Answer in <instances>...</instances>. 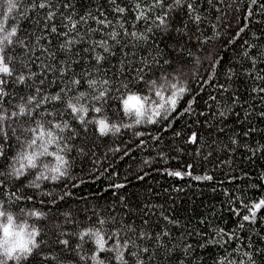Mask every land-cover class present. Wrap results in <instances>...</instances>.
I'll use <instances>...</instances> for the list:
<instances>
[{
    "label": "trees",
    "instance_id": "1",
    "mask_svg": "<svg viewBox=\"0 0 264 264\" xmlns=\"http://www.w3.org/2000/svg\"><path fill=\"white\" fill-rule=\"evenodd\" d=\"M28 2L22 5L24 18L18 11L13 16L19 23L21 38L30 41V47L35 46L30 53L35 65L22 49H10L9 53L16 56L17 75L35 71L37 77L25 85L10 84L5 89L9 95L3 107L9 110L19 97L33 92L40 79L45 80L44 93L55 94L73 77L79 79L86 73L95 76L97 67L92 59L95 53L83 49L89 47L90 40L100 39L99 33H90L67 55L59 52L60 39L55 36L42 38L37 44L36 37L46 34L43 24L36 21L47 10L28 11ZM63 2L58 0V5ZM69 2L77 18L88 12L99 16L104 11L115 22L110 0ZM125 2L130 4L131 0ZM184 3L194 5L200 22H193L186 7L177 8L168 28L149 34L147 41L136 46H113L114 55L106 56L100 67V72L112 81L111 99L101 113L90 112L87 119L107 117L110 123L132 124L135 118L123 114L118 97L125 91L122 83H136L133 77L137 69L144 70L146 79L170 73L187 88L176 110L166 113L167 119L157 118L155 124L121 127L119 133L106 136H101L95 125H89L85 132L70 114L57 117L70 125L62 133L66 139L61 145H68L62 153L69 162L68 175L57 181H40L37 189L29 184L35 175L32 172L0 189L18 188L24 197L32 196V200L25 198L12 205L15 213L19 214L21 208L47 213L40 220L28 219L30 225L41 230L37 241L42 243L21 264H93L79 257L90 256L95 245L85 238L83 251L79 252L75 250L80 243L78 236L63 233L78 232L98 217L109 221L105 229H123L121 235L126 233L134 241L128 251H139L143 264H218L221 256L244 264H264V208L256 212L254 219L243 220L249 215L245 205L264 197V93L253 92V88L264 87V81L257 78L264 76V9L260 7L264 0L255 5L251 0ZM3 11L0 5V14ZM132 19L129 13V30H133ZM88 27L100 26L89 20L81 30ZM143 27L141 21L138 28ZM44 49L58 54L53 59ZM252 57L256 58L255 67ZM41 62L53 68L44 72L36 66ZM23 64L32 66L24 68ZM65 64L69 71L62 77L54 69ZM76 91H88L87 84L76 86ZM47 107L54 110L52 105ZM56 109L64 111L58 103ZM193 133L197 136L194 143L189 141ZM9 137L10 141L0 143L7 156L0 157V171L7 169L17 150L11 131ZM44 162L54 164L55 160L46 157ZM172 171L191 172V176L169 175ZM197 176L212 179L197 180ZM65 214H70L76 224L66 222ZM141 232L145 233L143 237ZM58 239H68L71 248L58 244ZM144 248L148 249L146 253ZM245 252L250 256H244ZM100 256L104 264H116L112 253ZM125 259L135 264V258L127 254Z\"/></svg>",
    "mask_w": 264,
    "mask_h": 264
},
{
    "label": "snow or ice",
    "instance_id": "2",
    "mask_svg": "<svg viewBox=\"0 0 264 264\" xmlns=\"http://www.w3.org/2000/svg\"><path fill=\"white\" fill-rule=\"evenodd\" d=\"M257 2L258 0H251L253 5ZM24 3L25 0H0V5L4 7L3 13L0 14V143L10 141L9 131L17 142V150L8 163L7 169L0 171V189H6L10 181L18 182L21 177H26L32 172H35V175L29 184L37 189L40 188V181H57L68 175L69 162L62 154L67 150L68 145L67 143L61 145L66 139L62 133L70 125L67 120H58L57 117L62 118L66 114H70L75 121L83 126L85 132L88 131L89 125H95V130L101 136L119 133L121 127L129 128L142 123L155 124L157 118L167 119L165 114L176 110L178 100L187 91V88L179 81H175L170 73H162L155 79H146L143 69L136 70L137 75L133 77V80L136 81L135 84H132L131 81L121 84L125 91L118 97L123 114L135 118L132 124L110 123L107 117L87 119L90 112L101 113L104 110V105L108 104L111 99L112 81L106 78V73L100 72V67H102V62H106V56L114 55L113 46L122 44L136 46L142 41H147L149 34L154 31L167 29L171 14L177 8L186 7L187 14L193 22L201 20L200 15L195 14L194 5L192 3L185 4L184 0H131L130 4H127L125 0H119V2L110 0V3L114 5L111 12L115 14V22L108 19V15L104 11H100L99 16L88 12L77 18V13L72 10L73 5L69 0H64L59 5L58 0H30L27 4L28 11L47 10L36 21L37 24H43L42 31L46 34L44 37H36L37 44L42 38L55 36L60 39L59 52L67 55L72 51L74 45L79 44L90 33H99L100 39L90 40L89 47L83 49L85 53H95L92 59L97 67L95 76L86 73L79 79L73 77L68 80L65 87L60 88L55 94H45L43 89L45 80L40 79L39 86L26 96L19 97V102L12 105L9 110L3 107V101L9 95L5 89L10 84L25 85L28 80L37 77L35 71H30L27 76L23 71L17 75L14 67L17 62L16 56L9 53L10 49L15 51L19 48L23 53L29 54L28 58L32 60L30 53L35 51V46H29L30 41L21 38L19 23L13 16V13L18 11L21 18L25 17L22 7ZM260 7L264 9V4H261ZM58 8L67 11H59ZM129 13L133 17L131 21L133 30L126 27L129 23ZM251 14V12L248 13L249 16ZM89 20H94L100 27H88L82 31V26L86 25ZM141 21L144 22L143 30L138 28ZM240 31L242 32L243 28ZM109 41H112L113 44H109ZM97 49L102 51H97ZM44 51L49 50L44 49ZM49 54L55 59L58 53L49 51ZM252 59L253 67H255L256 58L252 57ZM32 65H35V60H32ZM32 65L23 64L22 66L30 69ZM36 66L42 67L44 72L53 68L52 65H43V62ZM54 70L59 71L64 77L69 68L65 64ZM257 78L264 81V76ZM84 84H87L88 91L77 92L76 86L83 87ZM140 84H143L144 87L140 88ZM28 87L31 88L30 85ZM132 88L137 90L132 91ZM256 91L264 93V87L253 88V92ZM57 103L63 105V112L56 109ZM97 104L100 106H96ZM47 105H52L54 110H49ZM42 106H44L43 110H41ZM46 117H53V119L49 120ZM137 135H141V133H137ZM196 139L197 136L193 133L189 141L194 143ZM50 148L55 150H50ZM0 157L7 159L2 148H0ZM46 157L54 158L55 163H45L44 158ZM168 174L176 177L191 176V172L182 173L180 171H172ZM195 179L210 180L212 177L197 176ZM116 187H122V185ZM25 198L32 200V196L24 197L23 194H19L18 188L0 191V264H8L9 261L21 264L22 261L26 262L33 256L34 250L41 248L42 242L37 241L41 230L35 224L30 225L28 219L40 220L47 213L35 208L27 211L21 208L19 214L15 213L12 210V205ZM41 203L43 204L44 201ZM245 207L249 215H244L243 220L254 219L256 212L264 208V197L250 206L245 205ZM65 220L76 224L70 214H65ZM107 223L109 221L98 217L95 222L90 221L89 226L80 228L78 232L63 234L78 236L80 243L76 245L75 250L79 252L83 251L85 238L95 245L92 254L90 256L80 255V260H90L93 264H104L100 254L107 252L112 253L116 264H128V260L125 259L126 254L135 258V264H143L139 251H128L134 241H131L126 233L121 235L122 228L105 229ZM76 226L79 227V225ZM124 227H127L129 231L132 230L128 225ZM144 235L145 233H140L141 237ZM231 238L229 237V239ZM57 243L71 248L68 239H58ZM142 251L146 253L148 249L144 248ZM243 255L250 256L246 252ZM218 264H244V262L221 256Z\"/></svg>",
    "mask_w": 264,
    "mask_h": 264
}]
</instances>
